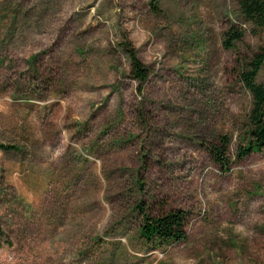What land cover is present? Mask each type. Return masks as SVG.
I'll return each mask as SVG.
<instances>
[{"label": "rangeland", "instance_id": "rangeland-1", "mask_svg": "<svg viewBox=\"0 0 264 264\" xmlns=\"http://www.w3.org/2000/svg\"><path fill=\"white\" fill-rule=\"evenodd\" d=\"M152 1L0 0V264H264V149L239 157L264 28L240 0ZM179 209L187 238L147 243Z\"/></svg>", "mask_w": 264, "mask_h": 264}, {"label": "trees", "instance_id": "trees-1", "mask_svg": "<svg viewBox=\"0 0 264 264\" xmlns=\"http://www.w3.org/2000/svg\"><path fill=\"white\" fill-rule=\"evenodd\" d=\"M151 3L154 8H157L156 0ZM240 5L242 13L251 24L258 29L264 28V0H240ZM225 35L224 45L230 49L236 40L243 37L244 32L238 27H230ZM128 53L132 62L133 77L140 83H144L149 78L148 67L138 58L133 47H128ZM248 68L249 70L241 73V78L253 98L249 116L250 138L247 144L240 147L239 157L264 149V84L257 81L259 70L264 69V49L256 55V59L250 63ZM139 89L141 91V86ZM228 144L229 139L222 137L220 144L210 147L215 162L226 171L231 167V159L227 156ZM141 233L147 243L156 245L186 239V212L179 209L157 217L145 215Z\"/></svg>", "mask_w": 264, "mask_h": 264}]
</instances>
